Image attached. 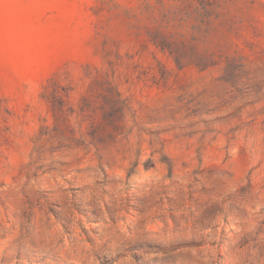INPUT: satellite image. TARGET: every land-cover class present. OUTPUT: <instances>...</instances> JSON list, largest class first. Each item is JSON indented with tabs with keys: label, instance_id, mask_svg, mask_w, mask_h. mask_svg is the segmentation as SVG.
<instances>
[{
	"label": "rangeland",
	"instance_id": "obj_1",
	"mask_svg": "<svg viewBox=\"0 0 264 264\" xmlns=\"http://www.w3.org/2000/svg\"><path fill=\"white\" fill-rule=\"evenodd\" d=\"M226 263L264 264V0H0V264Z\"/></svg>",
	"mask_w": 264,
	"mask_h": 264
},
{
	"label": "bare ground",
	"instance_id": "obj_2",
	"mask_svg": "<svg viewBox=\"0 0 264 264\" xmlns=\"http://www.w3.org/2000/svg\"><path fill=\"white\" fill-rule=\"evenodd\" d=\"M77 235H78V234H77ZM209 245H210V244H209ZM215 246H216V245H215ZM204 247H205V246H204ZM206 247H207V246H206ZM208 247H209V246H208ZM208 247H207V248H208ZM211 247H212V246H211ZM217 247H218V246H217ZM209 248H210V247H209ZM215 248H216V247L213 248V252H214V249H215ZM215 250H216V249H215ZM240 251H241V250H240ZM230 253H231V252H230ZM214 255H215V254H214ZM228 258H229V257H227V259H228ZM216 259H217V258H216ZM228 260H229V259H228ZM230 260H231V258H230ZM232 261H233V260H232ZM228 262H229V261H228ZM235 263H236V261H235ZM226 264H227V263H226Z\"/></svg>",
	"mask_w": 264,
	"mask_h": 264
}]
</instances>
